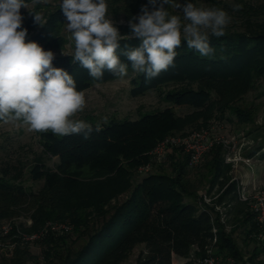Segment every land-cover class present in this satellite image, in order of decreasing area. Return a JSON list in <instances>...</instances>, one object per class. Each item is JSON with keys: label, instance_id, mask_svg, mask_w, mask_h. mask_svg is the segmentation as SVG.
I'll return each instance as SVG.
<instances>
[{"label": "trees", "instance_id": "obj_1", "mask_svg": "<svg viewBox=\"0 0 264 264\" xmlns=\"http://www.w3.org/2000/svg\"><path fill=\"white\" fill-rule=\"evenodd\" d=\"M206 1L208 7H221L229 15L240 17L239 22L229 24L225 36L210 37L216 50L214 57H201L182 42L175 66L156 78L146 79L129 65L131 94L156 91L169 104L167 107L143 111L136 119L111 117L99 122L91 118L89 123L100 131H93L87 140L82 135L38 133L43 153L57 157L53 166L42 157L36 158L28 169L31 179L40 182L38 189L24 182L25 165L13 167V173L8 166L0 169V243L13 242L12 251L0 254V264H122L136 249L134 264H174L175 256L188 258L184 264H197L210 248L216 255L241 264H264V242L258 238L262 229L249 205L240 200L242 186L233 175L232 165L226 162L222 144L205 155L197 181L189 175L193 169L189 167L190 156L182 149L169 150L170 172L151 154L168 134L203 130L217 120L254 122L255 106L246 105L245 98L257 89L258 97L264 96V1ZM60 2L36 3L22 13L23 26L28 29L26 41H36L53 51V66L69 72L78 90L120 79L105 71L103 78L94 80L86 69L72 62L74 45ZM147 2L107 0L108 16L116 18L113 20L120 33L127 35L130 28L128 22H118L120 14L126 13L129 20ZM191 2L197 4L198 0ZM237 3L244 7L234 12L232 5ZM31 13L45 18L44 27L33 23ZM121 43L135 47L140 41ZM68 45L71 51L63 52ZM176 107L187 112L179 114ZM246 156L264 159V142ZM150 163L157 167L140 177L139 167ZM206 173L212 203L198 195ZM223 203L236 209L231 231H227L226 220L232 209L225 212L222 221L215 207ZM23 211L32 222L14 224ZM237 214L244 216L245 242L256 240L261 244L247 259L233 237ZM47 222L64 223L70 229L43 232L37 240L41 246L38 255L22 237L41 232ZM6 225L11 226L8 233L3 230Z\"/></svg>", "mask_w": 264, "mask_h": 264}, {"label": "clouds", "instance_id": "obj_2", "mask_svg": "<svg viewBox=\"0 0 264 264\" xmlns=\"http://www.w3.org/2000/svg\"><path fill=\"white\" fill-rule=\"evenodd\" d=\"M28 7L26 0H0V122H21L29 132L82 135L87 140L100 129L76 119L87 105L86 94L77 89L69 72L53 66V51L26 41L28 29L23 26L21 9ZM243 7L233 4L232 10L238 12ZM59 8L74 45L72 62L94 80L103 78L105 71L123 79L129 65L146 79L156 78L175 66L182 42L201 57L212 58L216 50L210 37L225 36L232 20L221 7H201L191 0H148L139 14L129 19L130 33L122 35L108 16L107 0H61ZM31 14L33 23L44 27L45 18ZM132 39H138L139 45L121 43Z\"/></svg>", "mask_w": 264, "mask_h": 264}, {"label": "rangeland", "instance_id": "obj_3", "mask_svg": "<svg viewBox=\"0 0 264 264\" xmlns=\"http://www.w3.org/2000/svg\"><path fill=\"white\" fill-rule=\"evenodd\" d=\"M60 0H47V2H52L53 4L58 3ZM230 2L232 0H224ZM256 2H263L264 0H255ZM30 8L33 7V3H28ZM197 6L208 7V3L206 0H198ZM27 9H21V12H28ZM179 14V13H175ZM232 17L231 23L238 21V14H231ZM114 20L116 18H113ZM113 20V21H114ZM128 18L126 13L120 14L118 22L126 23L128 22ZM68 35L70 33L67 31ZM71 51L69 45L66 50L63 52ZM131 84L128 77L123 79H116L113 81H109L106 83L95 84L92 87L85 90L87 105L83 112L77 113L76 119H83L89 123V119L95 118L99 122H106L111 117L116 118H131L136 119L139 117L140 113L143 111H151L155 109H164L169 104L165 102L158 92L151 91L145 95L141 96H133L130 92ZM260 89L254 90L250 92L246 98V105L255 106V114H254V122L250 123H238L235 121L234 123L224 121H216L212 124L210 128H205L203 130L209 131L211 136L215 141L214 146L222 144L225 148V154L230 158H247L246 154L248 151L252 150L258 144L264 142V96H259ZM244 104V103H243ZM176 111L179 114H184L187 112L186 108L176 107ZM193 131V130H189ZM188 131V132H189ZM180 134V133H175ZM170 135V134H168ZM167 135V136H168ZM155 148V147H154ZM153 148V149H154ZM152 152V151H151ZM171 152H167V154L161 158L159 164L164 166V170L166 172L171 171L170 160L168 157ZM183 156L184 154H180ZM153 156V155H152ZM185 156V155H184ZM42 157L46 164L53 166L57 161V157H50L43 153L38 133L29 132L27 128L21 122H12V123H0V169L2 167H7L10 169L11 173L15 170L13 167L20 166L21 164L25 165L24 169V182L27 185L33 186L35 189H38L40 186V182H34L29 176V168L31 165L37 160L36 158ZM154 157V156H153ZM259 158H255L250 165L245 163L242 160L229 162L233 168L234 173L238 172V176L243 177L246 175V171L244 170L247 166L261 167V174L259 178H257V185H254V181H249L250 184L246 183L248 190L250 192L254 191V188L264 189V163ZM154 157V161H155ZM205 160V159H204ZM204 160L195 168L190 170L189 175L195 181L198 180L199 176L202 174L200 171L201 165L204 163ZM152 165V163H150ZM148 165V164H147ZM145 165H141L139 170L141 171L142 167ZM157 167V166H156ZM156 167H151L149 172H152ZM238 170H244V173H239ZM145 174V173H144ZM147 174V173H146ZM207 174V173H206ZM143 173L140 175V177ZM207 178L208 174L204 177L203 185L204 187L198 191V195L204 199L206 195H208V187H207ZM247 176H244V179ZM249 179V178H248ZM241 180V179H240ZM213 196V194H212ZM223 211H229L231 206L224 204ZM234 215L231 213L228 215L226 220V228L227 231H231L233 226ZM238 215V214H237ZM244 216L239 217V221L237 220L238 226L234 228L233 237L237 241L238 245L242 248L244 252V258L247 259L249 254L253 250V248L257 245H261L258 241L250 240L245 242L246 235L244 233V226L242 225ZM19 221L31 223L32 220L29 219V215L26 211L14 220V224ZM31 251L35 254L41 253V246L37 241L28 242ZM13 248V242L9 241L7 243H0V254L3 252H10ZM138 253V249H136L133 254L129 257L128 260L123 262L122 264H134L135 257ZM261 259L264 260V256H261ZM237 262V261H236ZM242 262H237V264H241Z\"/></svg>", "mask_w": 264, "mask_h": 264}, {"label": "built area", "instance_id": "obj_4", "mask_svg": "<svg viewBox=\"0 0 264 264\" xmlns=\"http://www.w3.org/2000/svg\"><path fill=\"white\" fill-rule=\"evenodd\" d=\"M215 141L211 136L209 131L206 130H193L185 134H170L163 139H161L152 150L151 154L155 157L156 162H160L169 150L172 148L182 149L184 153L189 154V167H197L204 159L205 155L214 147ZM220 143V142H219ZM242 160L248 165L252 162V158H230L226 156V162H232ZM153 167L151 164L145 165L142 167V173H148ZM241 190H240V200L246 202L249 205L250 210L255 214L256 220L259 223L262 231L258 234V238L264 242V189L254 188L253 192L248 190V185L243 184L241 181ZM215 198H217L215 196ZM213 198L209 195H206L204 200L207 203H212ZM216 205V210L220 211L222 214V221H225L226 215L223 211V205ZM11 226L6 225L3 227L4 233L10 231ZM52 230L55 232L68 231L70 226L64 223H53L47 222L45 228L41 232H36L31 235H24L22 240L24 242L37 241L41 238L43 232L47 230ZM197 264H237L234 258L228 257L227 259L216 255L212 248H210L207 254L198 260Z\"/></svg>", "mask_w": 264, "mask_h": 264}, {"label": "crops", "instance_id": "obj_5", "mask_svg": "<svg viewBox=\"0 0 264 264\" xmlns=\"http://www.w3.org/2000/svg\"><path fill=\"white\" fill-rule=\"evenodd\" d=\"M253 158V160L255 159V158H259V156H254V157H252ZM258 160H261L262 161V163H264V159H262V158H259ZM256 168H258V169H255L254 167H246L244 170L246 171V175H243V177H239L238 176V172H236V173H234L235 175H234V177L237 179V180H239V181H241L243 184H245V185H247L246 183H248V184H250V182L249 181H252V179H253V183H254V185H257V183L259 182V181H257V178H259V176H260V174H261V167L259 168V167H256ZM244 170H238L239 171V173H244ZM234 172V171H233ZM244 176L246 177L247 176V178H245L244 179ZM249 178V179H248ZM241 179V180H240ZM249 187H250V185H248ZM231 215H234V212L236 211V209L234 208V205L232 206L231 205ZM236 215V214H235ZM235 217V216H234ZM238 218L239 217H241V214H238V216H237ZM188 258H184V257H180V256H175L174 257V264H184V263H186V262H188Z\"/></svg>", "mask_w": 264, "mask_h": 264}]
</instances>
